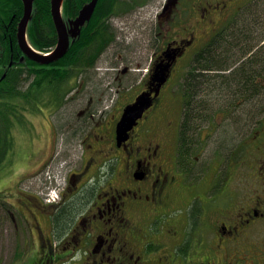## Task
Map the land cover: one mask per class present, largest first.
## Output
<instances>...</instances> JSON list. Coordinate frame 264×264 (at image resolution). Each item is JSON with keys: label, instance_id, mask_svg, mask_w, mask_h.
Returning <instances> with one entry per match:
<instances>
[{"label": "flooded vegetation", "instance_id": "flooded-vegetation-1", "mask_svg": "<svg viewBox=\"0 0 264 264\" xmlns=\"http://www.w3.org/2000/svg\"><path fill=\"white\" fill-rule=\"evenodd\" d=\"M90 1L68 0V13L63 3L68 30ZM127 1L121 6L110 0L107 13H99L96 7L104 1L98 0L95 18L80 27L79 41L89 40L94 30L96 37L109 39L99 58L119 45L115 20L137 17L149 3ZM262 3L165 0L156 26L147 33L153 52L143 73L139 74L143 61L130 54L134 48L128 52L117 48L118 56L114 62L106 60L101 80L97 64L88 65L89 57L87 64L74 69L68 82L72 89L60 99V108L43 120L52 132V152L36 174L54 159L61 130L72 137L68 149L78 142V160L62 168L67 169L62 181L54 174L50 181L41 174L35 186L40 193L22 188L20 181L0 192V208L12 222L14 210L25 225L21 230L26 253L14 255V262L24 263L33 251L28 261L36 264H264V82H258L261 102L245 120L238 143L221 145L202 161L204 142L215 134L216 119L227 116L229 108L199 125L198 159L190 150L187 153L193 146L180 151L181 116L179 121L166 118L162 104L164 88L177 66L197 51L202 54L217 46L224 35L242 26L247 37H264L257 27L264 24V18L257 22V14L264 13ZM244 13L249 14L243 17ZM258 43L248 58L258 50L263 53L264 39ZM167 52L176 57L169 80L157 98L151 94L152 106L118 140L117 125L125 107L141 93L151 92V74ZM84 53L87 50L81 56ZM16 158L17 154L0 175H12ZM50 190L56 196L49 198Z\"/></svg>", "mask_w": 264, "mask_h": 264}, {"label": "trees", "instance_id": "trees-1", "mask_svg": "<svg viewBox=\"0 0 264 264\" xmlns=\"http://www.w3.org/2000/svg\"><path fill=\"white\" fill-rule=\"evenodd\" d=\"M103 1V5H97L96 12L105 13L108 10L110 0ZM117 1L121 6L128 3L127 0ZM64 7L68 13V0L64 1ZM22 15L20 0H0V171L5 162H13L14 130L17 125H28L26 115H41L45 120L47 114L56 112L61 106L60 99L72 89L68 82L74 69L87 63L94 66L104 45L109 43L108 38L96 37L97 31L94 30L89 40L75 39L65 56L57 62L48 66L38 65L22 58L17 44L18 24ZM247 32L242 26L224 35L219 40L220 45H211L210 48H213L202 54L197 51L191 56L182 85L181 152L185 146L193 145L195 140L199 142L197 130L208 117V105H195V100L201 99V96L216 92L215 100L221 99L222 102L216 103L217 108L227 107L230 112L238 101L245 108L261 102L258 82H264V51L261 54V50H258L251 58H245L255 46L251 44L253 35L249 38ZM27 36L31 46L40 52H49L55 46L57 36L50 17V0L34 1ZM84 50L87 53L81 56ZM233 50L235 56L229 54ZM87 57L89 60L85 63ZM244 112L246 120L249 114L246 110ZM189 150L196 151L188 148V154ZM22 255L16 254L15 258ZM26 262L36 264L33 260Z\"/></svg>", "mask_w": 264, "mask_h": 264}, {"label": "rangeland", "instance_id": "rangeland-1", "mask_svg": "<svg viewBox=\"0 0 264 264\" xmlns=\"http://www.w3.org/2000/svg\"><path fill=\"white\" fill-rule=\"evenodd\" d=\"M164 1L165 0H149V3L144 7V11L142 10L141 14H139L137 17L125 16L115 20V29L119 35L117 43H119V45L116 47H111L106 52V56H102L99 59L97 63L98 74H96L99 80H101L100 78H104L102 73H104L105 69L108 68V63L106 60H108V58L112 59L113 62L116 60L115 58L118 56L117 52H119L117 51V48H123L127 52L131 51V48H134L132 50L136 51H132L130 54L134 55L136 59H141L143 61L144 64L141 65V72L139 74L144 72L146 69L147 60L153 52L152 48L149 47L147 33L150 31V29H153V27L156 26V16L161 11ZM261 2L263 3L259 6V8L264 9V1ZM258 15L260 18L257 20V22L261 23V19L264 18L263 11L262 13L257 14V16ZM257 27L258 30L262 28L261 31H264V24H259ZM256 36V34L253 35L251 41L252 45L258 42L260 43L264 39V37H259L258 40L255 38ZM221 49H223V47ZM229 54L235 56L234 50L233 52L231 51V53L229 51ZM190 61L191 60H187L186 62L183 61L177 66V72L172 75L170 82L164 88L162 104H164V108L168 112L165 114V117L168 119L173 118L176 121H179L180 119L182 113L183 78L186 70L189 67ZM179 66L182 67L179 68ZM215 94L216 92L214 91L209 92V94H205L204 96L200 95L201 99L195 100V105H199L200 103H205V105L203 104L204 107L208 105L206 110L209 108L207 116L210 117L212 116V113L221 112L223 108H217L216 105L218 104L216 103L222 102H220L221 99L215 100ZM244 106L245 105L241 101L235 102V105L232 106V111L226 113L227 116L216 119L217 130L212 137H209L207 141L204 142V152L200 161L210 157L212 155V151L215 149L219 150L218 148H220L221 145L224 147L228 145L235 146L238 143L240 140L239 131L243 128L245 123L243 117V114H245L244 110H246L248 114H251L254 110V107L248 106L245 108ZM250 114L248 116H250ZM26 116L28 125H17L14 130V150L15 153H17V158L14 162V165L12 166V175H0L1 193L5 192L7 187L13 186V182L16 181L22 182V188L31 191L35 190V192L40 193V189H37L38 187L36 188L35 186H39L41 174L47 178L48 175H50L52 179L53 174L56 176L57 170H59L62 171L60 179H63L67 169L63 170L62 168H64L67 163H70L72 159L77 161L81 153L78 142H76L74 146L72 145L73 149H68V144L70 143L69 140L72 139V137H69V135L65 134L61 130L59 133L62 134H59L56 138L57 141L54 159L48 164L47 167L44 168L43 173L36 174V172L40 170L39 168L41 165L47 160L52 152L50 142V136L52 135V132L48 130L47 124L43 121L41 115ZM52 120L54 125L58 128L60 126L58 120L55 117H52ZM197 140L199 141V137ZM191 146H193L191 148L192 150H197L193 152V156L198 155L197 157L199 159V142L195 140V143ZM12 160L14 161V157ZM6 164L7 163H5V165ZM198 165V162L194 164L196 171L199 170ZM60 166H62V168H60ZM13 169H15L14 173ZM17 176L19 178H16ZM196 177H199V174H197ZM12 212L15 218H13V222L5 213L4 209L0 208V264H22L13 261L14 255L26 253V247H24L25 234L24 231L21 230L25 227L24 222L20 221V218L14 210ZM32 254L33 251H30L25 260L27 261ZM26 261L24 264L29 263Z\"/></svg>", "mask_w": 264, "mask_h": 264}, {"label": "water", "instance_id": "water-1", "mask_svg": "<svg viewBox=\"0 0 264 264\" xmlns=\"http://www.w3.org/2000/svg\"><path fill=\"white\" fill-rule=\"evenodd\" d=\"M20 1L23 4V15L19 21L17 30L18 47L23 56L28 60L40 65H49L57 62L65 56L71 43L70 37H77L79 34V28L83 26L85 22L89 21L98 0H91L82 8L78 18L73 22L70 21L69 24L72 26V30L67 29V25L62 18L61 9L64 0L50 1V14L55 28L57 41L54 49L49 54L40 53L33 49L27 39L26 31L31 19L33 3L35 0ZM164 58V60L155 64L153 73L151 74V92L141 93L136 97L134 103L125 107L122 117L117 125L118 140L124 139L127 132L136 125L139 119H141L143 113L152 106L154 98H152L151 94L154 93V96L157 98L161 88L169 79L170 69L174 64L176 57L167 52Z\"/></svg>", "mask_w": 264, "mask_h": 264}]
</instances>
